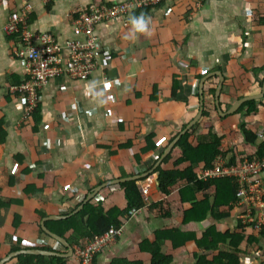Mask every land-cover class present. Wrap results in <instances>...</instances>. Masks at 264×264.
I'll use <instances>...</instances> for the list:
<instances>
[{"label":"crops","instance_id":"1","mask_svg":"<svg viewBox=\"0 0 264 264\" xmlns=\"http://www.w3.org/2000/svg\"><path fill=\"white\" fill-rule=\"evenodd\" d=\"M135 1L0 0V264H20L22 254H33L34 262H39L37 256L48 261L51 255L66 259L74 255L78 264L76 249L89 239L71 241L62 236L68 247L42 224L60 235L55 231L58 226L50 228L46 222L80 212L83 208L73 213L93 193L89 201L102 199L105 187L110 192L103 199L104 209H124L127 199L121 183L131 177H136L146 204L114 241L102 247L94 264H151V252L157 247L173 258L170 264H195L199 247L191 237L179 242L178 229L180 235L201 239L208 226L234 232L241 221L250 231L246 224L253 221L244 217L251 210L237 202L236 207L221 208L222 215L229 216L216 219L209 213L205 220L190 222L150 207L180 199L178 185L167 197L161 194L155 169L176 167L179 155L164 159L174 139L200 111H208L203 119L213 120L223 138L222 149L236 145L240 152H254L253 145L244 143L240 126L245 121L248 129L264 130V0H201L199 5L197 0H161L132 10L127 23L120 16L102 21L95 27L96 42L113 59L84 80L66 75L50 78L31 117L22 119L25 105L8 86L26 79L27 61L14 53L21 47V35L4 32L9 16L23 15L33 32L51 33L64 44L76 37L79 8ZM140 17L146 21L143 30L133 24ZM68 54L63 48L61 55ZM242 99L238 109L228 114ZM248 100H254L258 112L248 115V105L237 112ZM150 133L158 148L142 152ZM135 155L141 156L140 162ZM118 179L126 180L111 182ZM192 202L189 199L185 209ZM261 228L256 227L257 233ZM172 229L176 246L161 235ZM218 252L200 251L210 253L209 259ZM242 260L263 264L262 257L258 262L254 254Z\"/></svg>","mask_w":264,"mask_h":264},{"label":"trees","instance_id":"2","mask_svg":"<svg viewBox=\"0 0 264 264\" xmlns=\"http://www.w3.org/2000/svg\"><path fill=\"white\" fill-rule=\"evenodd\" d=\"M164 1H161L162 3ZM159 3V4H160ZM141 9V8H139ZM138 10V9H137ZM17 32L16 34H18ZM215 92V89H212ZM248 105L246 113L248 115L258 112V105L254 100H248L242 104L239 111ZM209 115L207 110H203L202 117L196 124H194L186 133H184L175 143L172 150L164 161L169 160L171 156L179 155L180 158L174 160L175 168L165 170L159 165L155 171L158 172L157 184L161 194L167 197L172 189L178 185L180 199L173 202L160 201L151 205L158 207L160 213L166 216L182 217L184 221L190 222L193 220H205L209 213L216 219L221 216H229L230 213L222 215L221 208L223 206L236 207V193L238 184L236 177L228 173H221L219 175L209 176L204 178L201 176L202 169H213L218 158L225 160L227 166L241 167L246 161H253L261 158L264 155V139L260 140L254 129H248L245 121L240 126V130L244 135L245 144L247 146L253 145L254 152L248 154L240 152L236 145H230L227 149H222V136L214 129V122L212 119H203ZM201 129V131H199ZM193 139V140H192ZM145 145L142 147V152L148 150L156 151L158 146L154 141V133H150L145 137ZM258 141V142H257ZM160 155L153 160L154 163L158 161ZM137 162L141 161L140 155H135ZM184 163L183 169H179L178 165ZM125 189V196L127 205L124 209L112 207L105 210L102 202L108 197L110 192L109 187L102 189V199L88 201L83 209L73 214L72 216L57 220H49L46 225L50 228L58 226L57 231L61 236H67L71 241H78L79 239L88 238L95 239L111 227L123 229L124 224L131 219L130 212L133 209H139L145 206V201L142 196L140 186L137 179L128 180L121 183ZM106 189V190H105ZM193 199L192 206L185 209L184 204ZM76 206L69 207L70 213ZM41 214V212H40ZM41 216H44L41 214ZM253 231H246L247 226L238 222V230L234 232H219L216 227L211 225L206 228L201 239H195L194 234L180 235L181 230L178 229L179 242H187L188 238H193L199 247V254L195 264H244L243 258L251 254L255 255V259L259 262L261 257H264V223L262 228L257 233L255 222L246 224ZM56 229V228H54ZM175 230H168L162 232L161 235L168 237L176 246V239L173 238ZM250 232V233H248ZM82 244V243H81ZM44 247V246H42ZM216 251L218 255L213 259H209L210 253H200V251ZM151 264H170L173 258L170 255H165L157 247L151 252ZM33 254H22L19 256L20 264H68L73 262L77 264L74 255H70L68 259L65 257L51 255L48 261L44 260V256H37L39 262H34ZM79 264V262H78Z\"/></svg>","mask_w":264,"mask_h":264},{"label":"built area","instance_id":"3","mask_svg":"<svg viewBox=\"0 0 264 264\" xmlns=\"http://www.w3.org/2000/svg\"><path fill=\"white\" fill-rule=\"evenodd\" d=\"M161 0H137L129 3H115L103 5L92 3L79 8L75 18V38L60 44L56 37L48 32L35 33L28 25L27 20L19 13L11 14L4 25V32L14 34L19 32L22 37V45L15 50L16 57L27 61V77L19 84H11L8 91L17 96L24 103L22 119L31 117L41 97V89L52 77L66 75L71 79H87L94 70L103 67L113 58L108 53L102 52L94 35L98 23L116 17H126V23L131 17L132 10L136 8L151 7ZM201 0H197V5ZM67 48V58L61 55L62 49ZM126 62V60H123ZM260 138L264 139V130H257ZM203 171V170H202ZM208 176L228 173L236 177L237 182L245 183L244 200L248 204V213L245 221H253L256 227L264 223V155L253 161H246L240 168L227 166L225 160L218 158L213 169L202 172ZM248 187V188H247ZM259 209V211L254 210ZM254 211H256L254 213ZM138 209H133L134 215ZM255 214V215H254ZM122 229L111 227L107 232L95 239H89L86 245H80L76 249L79 264H94L95 255L102 247L114 241L120 235ZM259 234V233H258ZM264 264V257H262Z\"/></svg>","mask_w":264,"mask_h":264},{"label":"water","instance_id":"4","mask_svg":"<svg viewBox=\"0 0 264 264\" xmlns=\"http://www.w3.org/2000/svg\"><path fill=\"white\" fill-rule=\"evenodd\" d=\"M222 80H224L223 78H222ZM222 88H221V86L220 87H218L217 88V90H219V92H220V90H221ZM264 94V84H263V92L261 93V96ZM245 99H242V100H240V101H237L229 110H228V114H230V113H233V112H235L237 109H238V107H239V105L241 104V102H243ZM200 115H202V111H200ZM200 115H199V117L197 118H194L189 124H188V126L178 135V137L176 138V139H174V141H173V143H172V146H174V144L179 140V138L184 134V133H186L187 132V130H189L194 124H196L197 122H198V120H199V118H200ZM132 179H135L136 177H131ZM126 179H118V180H114V181H111L112 183H118V182H121V181H125ZM101 187H98V189H100ZM93 196H94V193L92 194V195H89L88 197H87V199H85L84 200V202L82 203V205H80L75 211H73V213H75V212H78L80 209H82L83 208V206H84V204L85 203H87L91 198H93ZM42 226H43V229L49 234V235H51V236H53V237H55L56 239H58V240H60V241H62V242H64L68 247H69V244H68V242L66 241V239L65 238H63L62 236H60V235H58V234H56V233H54V232H52V231H50L44 224H42ZM70 250L71 251H73V249L72 248H70ZM27 251V250H26ZM31 251V250H30ZM32 251H34V250H32ZM36 251H38V250H36ZM48 253H53V252H48Z\"/></svg>","mask_w":264,"mask_h":264},{"label":"bare ground","instance_id":"5","mask_svg":"<svg viewBox=\"0 0 264 264\" xmlns=\"http://www.w3.org/2000/svg\"><path fill=\"white\" fill-rule=\"evenodd\" d=\"M238 189H237V203L239 205L246 206L245 208L248 209V204H246L244 197L245 195L241 194V191L245 190V183L243 181L238 182ZM248 188V187H247Z\"/></svg>","mask_w":264,"mask_h":264},{"label":"clouds","instance_id":"6","mask_svg":"<svg viewBox=\"0 0 264 264\" xmlns=\"http://www.w3.org/2000/svg\"><path fill=\"white\" fill-rule=\"evenodd\" d=\"M159 4V3H158ZM139 9V8H138ZM134 12V11H133ZM132 12V13H133ZM251 13H254V10H252L251 11ZM133 24H134V26L135 27H137V28H139V29H141V30H143V28H144V25L146 24V21L142 18V17H140V18H135V19H133ZM223 84V83H222ZM202 117V116H201ZM200 117V118H201ZM200 120V119H199ZM262 130V129H261ZM256 134H257V131H256ZM258 135V134H257ZM259 137V136H258ZM259 139L260 140H263L262 138H260L259 137ZM240 168V167H239ZM204 170V169H203ZM207 170V169H206ZM206 177H209L208 175L207 176H204V178H206ZM237 182V181H236ZM238 183V182H237ZM138 211H140V209H138ZM137 213V212H136ZM135 213V214H136ZM134 214V215H135ZM134 215H131V218L134 216ZM96 256V255H95ZM94 259H95V257H94Z\"/></svg>","mask_w":264,"mask_h":264},{"label":"rangeland","instance_id":"7","mask_svg":"<svg viewBox=\"0 0 264 264\" xmlns=\"http://www.w3.org/2000/svg\"><path fill=\"white\" fill-rule=\"evenodd\" d=\"M21 45H22V41H21ZM20 48V47H19Z\"/></svg>","mask_w":264,"mask_h":264}]
</instances>
